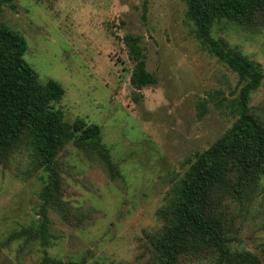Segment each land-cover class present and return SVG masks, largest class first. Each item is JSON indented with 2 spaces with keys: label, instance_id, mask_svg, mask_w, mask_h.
<instances>
[{
  "label": "rangeland",
  "instance_id": "374dc122",
  "mask_svg": "<svg viewBox=\"0 0 264 264\" xmlns=\"http://www.w3.org/2000/svg\"><path fill=\"white\" fill-rule=\"evenodd\" d=\"M186 1L2 5L0 22L25 38L23 57L38 79H54L64 89L52 106L69 122L98 124L118 172L112 175L88 147L65 143L53 161L63 206L41 209L47 171L29 145L15 147L0 159V264H158L152 239L162 227L159 210L195 155L230 127L243 85L202 42ZM127 33L140 37L156 84L132 86L133 61L122 40ZM211 35L261 65V83L249 106L264 124V26L251 31L222 20ZM201 98L207 109L198 117ZM261 185L247 197L226 200L231 259L224 264H264ZM39 218L47 222L44 239L32 234ZM213 262L206 251L178 264Z\"/></svg>",
  "mask_w": 264,
  "mask_h": 264
},
{
  "label": "trees",
  "instance_id": "16d2710c",
  "mask_svg": "<svg viewBox=\"0 0 264 264\" xmlns=\"http://www.w3.org/2000/svg\"><path fill=\"white\" fill-rule=\"evenodd\" d=\"M15 0H0L14 8ZM187 17L193 21L209 51L236 72L243 85L235 101V119L223 134L197 153L185 176L174 183L166 204L159 210L162 227L152 239L158 264H178L184 257L203 252L214 255L213 264L231 259L228 198L241 199L264 181V124L250 106V94L259 87L261 65L211 35L214 23L226 20L247 30L264 26V0H187ZM133 68L130 82L135 89L157 83L146 67L140 37H122ZM27 43L18 32L0 22V159L19 144L29 145L38 164L47 171L41 209H61L60 179L53 168L58 149L74 141L97 152L112 175L118 166L100 140L101 127L82 118L65 120L63 111L52 104L64 89L54 79L41 82L37 71L24 59ZM218 105H221L220 103ZM198 117L206 111V99L197 102ZM42 211V210H41ZM46 220L39 218L32 234L45 238ZM44 253L46 254V249ZM99 264V263H95Z\"/></svg>",
  "mask_w": 264,
  "mask_h": 264
}]
</instances>
